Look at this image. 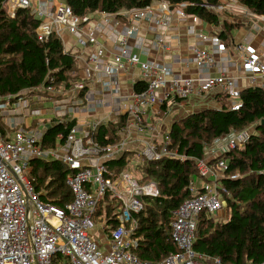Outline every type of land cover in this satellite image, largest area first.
<instances>
[{"label":"built area","instance_id":"obj_1","mask_svg":"<svg viewBox=\"0 0 264 264\" xmlns=\"http://www.w3.org/2000/svg\"><path fill=\"white\" fill-rule=\"evenodd\" d=\"M34 2L6 0L5 4L10 15L19 8H26L43 19L37 28L40 40H47L52 34L61 37L67 33L75 35L81 46L92 47L84 78L72 86L75 91L86 89L87 80L93 78L92 72L95 76L102 75L101 82L106 89L119 85L120 73L128 65L139 66V80L144 81L146 87L141 91L133 90L127 96L128 102L116 111V122L123 117L125 123L118 131V138L109 144L99 143L93 136L98 126L107 121L104 117L75 124L65 136H57L54 147H44L43 129L19 125L9 131L0 129V264H224L220 257L196 252L194 240L202 211L216 219H225L221 216L226 203L223 193L228 192L219 179L228 169L226 160L211 163L209 157L195 159L200 179L190 184L194 196L184 200L174 211L171 223L172 238L179 251L159 261L141 260L133 252L138 244L134 237L138 226L134 214L144 209L145 197L159 195L158 184L154 181L141 183L127 170L116 173L109 169L107 162L128 149L132 133H149V138L141 140L140 153L144 158L182 160L184 155L166 146L170 143L168 131H163L159 140L158 127L148 120L149 113L156 114L164 105L169 109L178 101H205L217 92L228 97L231 109L238 110L242 106L239 96L244 88H264V38L259 44L227 42L217 30L196 32L195 24L201 19L186 11V3L172 5L162 0L143 8L101 12L100 20L91 23L90 16L75 14L62 1ZM203 5L216 13L230 14L232 20L244 18L247 22L251 19L259 30L264 27L261 25L264 15L256 14L239 0ZM188 20L191 23L189 29L200 43L191 47V56L181 57L180 61L186 67L194 65L198 70L196 75L177 72L172 63L142 60L140 52L133 51L129 39L134 38L139 44L137 33L144 21L158 24L160 30L156 32L155 43L167 51L172 48V43L181 39L173 34V23ZM103 39L113 42L111 57ZM201 43L209 44L210 48ZM226 64L234 67L237 73H229ZM43 87L49 94L58 91L54 85ZM83 96L89 100V92ZM48 103L52 105L55 122L64 123L75 121L73 113L82 105L81 101L65 99H53L45 105ZM11 104L16 108L10 109ZM20 108L27 115L39 116L43 107H32L29 99L22 95L0 96L1 112ZM249 133V129L233 131L214 140L208 147L209 155L217 158L242 146ZM34 159L58 160L65 164L69 169L66 183L72 191V201L60 206L41 196L32 173L31 178L26 175ZM238 176L239 173L230 175L231 178ZM106 196L120 204L118 224L114 228L107 225L105 214H100L99 208ZM248 264H264V261Z\"/></svg>","mask_w":264,"mask_h":264},{"label":"trees","instance_id":"obj_2","mask_svg":"<svg viewBox=\"0 0 264 264\" xmlns=\"http://www.w3.org/2000/svg\"><path fill=\"white\" fill-rule=\"evenodd\" d=\"M0 0V96L16 94L24 88L54 85L69 88L79 81L75 55L65 52L60 36L52 34L40 40L37 28L41 21L30 9L19 8L10 15ZM68 4L79 16L94 12L117 13L124 9L143 8L162 0H60ZM172 5L186 3V11L198 15L207 23L224 28L219 34L230 42L227 31L237 27L236 19H223L220 13L207 9L203 3L218 4L220 0H166ZM251 11L264 15V0H239ZM239 21V20H237ZM240 22V21H239ZM239 24V23H238ZM236 25V26H235ZM146 83L138 80L134 90L145 89ZM242 106L230 107L227 96L222 97L220 108H204L175 120L168 132L167 148L184 155L179 158L163 157L148 160L137 151L126 149L123 154L107 162L109 169L119 173L127 170L135 161L141 183L154 181L160 193L145 197L144 209L135 213L138 226L134 237L138 244L133 252L144 261H159L179 251L172 238L171 223L174 211L184 200L194 196L190 190L192 181H199L195 159L209 155L208 147L214 140L233 131L249 129V137L242 146H236L211 163L224 159L228 169L219 179L227 189L223 193L225 219H216L205 211L199 215L194 250L220 257L224 264H248L264 261V88L249 86L240 92ZM125 120L100 124L93 133L94 139L109 144L118 138L117 132ZM76 121L53 122L45 131L44 147H54L57 136H65ZM32 175L36 189L50 202L64 206L73 200L66 183L69 169L58 160H32ZM129 171V170H127ZM239 173L237 178L230 175ZM116 199L106 196L100 205V214L106 216L107 225L118 224ZM102 212V213H101Z\"/></svg>","mask_w":264,"mask_h":264},{"label":"crops","instance_id":"obj_3","mask_svg":"<svg viewBox=\"0 0 264 264\" xmlns=\"http://www.w3.org/2000/svg\"><path fill=\"white\" fill-rule=\"evenodd\" d=\"M41 1V0H40ZM60 1V0H55ZM221 2H225L227 0H220ZM39 0H35V4H37ZM17 11V10H16ZM223 16V19H230V14L228 13H220ZM91 17V23L98 22L101 18V12H94L89 15ZM35 18L39 19L41 22L43 21L42 18L39 16H35ZM201 19V18H200ZM242 22L241 28L246 29L245 34L237 38L236 36L232 35V30L227 31L230 41H244V42H251L254 44H259L264 38V31H261L255 27L252 22H244V18L237 19ZM251 21V19H250ZM41 24V23H40ZM191 26L190 21L188 20L186 23H173L172 32L175 35L180 36L179 42L172 43V48L170 50L164 51L162 48L156 45L155 43V35L160 29L158 28L157 23H152L150 21H144L141 27L138 30L137 38L138 43H135V39H129L130 44L133 46V51H139L140 57L142 60L153 59L158 62H167L172 63L175 66V70L177 72H181L183 74L189 75H196L198 70L194 65H190L186 67L181 64V57H189L191 56V47L195 44H199L195 33L191 31L189 28ZM224 28V24H220L219 26H215L213 24L207 23L203 19H201L199 24H195L194 30L202 31L204 33H209L211 31L217 30L221 31ZM264 28V27H262ZM260 31V32H259ZM77 37L75 35L64 33L61 36L63 41L64 50L65 52H71L75 55L76 58V70L75 74L78 75L79 80L84 78V71L85 68L88 67V55L92 50V47H83L77 42ZM107 48V54L109 57L113 55V42L110 39H103ZM204 46L210 48V45L207 43H201ZM236 59V57H235ZM228 65V66H227ZM226 69L231 74H236V69L234 67H230L229 64H226ZM86 73V72H85ZM93 78L91 80H87V87L84 91H75L71 85L69 88L61 87L58 88L56 93H46L44 90L43 85H39L36 87L24 88L20 90L16 94L11 95H22L27 97L31 102L32 107H43L42 114L39 116H30L24 113L23 109L20 108L15 111L5 113L1 112L0 110V129L4 131L12 130L17 125L24 126V127H33L36 129H43L46 131L48 126L52 124L55 119V114L51 108H46L45 103L47 101L53 99H65V100H78L82 102L80 109L74 114L76 116V124H84L90 122L91 120L95 119L96 117L102 118L104 117L107 119L104 124H109L111 122H116V111L120 109L121 105L128 102L129 98L127 97L133 90H134V81L139 80L141 77V70L139 66L136 65H128L125 71L120 73L119 78V85H113L112 87L106 89L103 85L102 75L95 76V73L92 72ZM242 82L244 83L245 80L243 79ZM89 92V100L84 99L83 94L85 92ZM9 95V94H7ZM3 95V96H7ZM1 96V97H3ZM224 95L220 92L215 93L206 99L205 101H200V99H192L187 102L178 101L169 109L166 108L164 105L159 111L154 113H149L148 120L153 122L157 125L159 131V140L162 137L163 131L161 127H163V122H165L170 115L175 111L178 110L177 114L183 113V115L187 114V111L190 110L188 108L197 107L198 105L203 104L209 106L210 104H218L222 105V97ZM26 99V98H25ZM87 103H91L90 105H86ZM86 105V106H85ZM10 109L16 108L13 104L9 105ZM212 107V106H211ZM215 108H220L221 106H213ZM164 109V110H162ZM192 111V110H191ZM162 112L165 113V116L162 118ZM160 116V117H159ZM173 117V116H172ZM123 119V117L121 118ZM125 120V119H124ZM118 134V132H117ZM149 138V133L138 134L132 133L129 136V140L131 143L128 145V150L137 151L140 153L142 149L141 140ZM58 141V140H57ZM56 141V142H57ZM209 159H213V156L208 155Z\"/></svg>","mask_w":264,"mask_h":264},{"label":"rangeland","instance_id":"obj_4","mask_svg":"<svg viewBox=\"0 0 264 264\" xmlns=\"http://www.w3.org/2000/svg\"><path fill=\"white\" fill-rule=\"evenodd\" d=\"M223 16H225V15H223ZM223 16H222V17H223ZM235 21H236L237 27L233 28L231 32H232V35L236 36L237 38H240V36H243V35L245 34L246 29L239 27V26H241L242 22L237 21V19H236ZM247 22L250 23V22H251L250 19H248ZM238 23H239V24H238ZM261 25L264 26V21H262ZM235 26H236V25H235ZM260 30H261V31H264V28H262V29H260ZM259 32H260V31H259ZM203 105H204V106H202V104H200V105H198L197 107L188 108V109H190V110H188V111H187V114H185V115H183L184 112H183V113H180V114H177L179 111H178V110H175V111L170 115V118H168L165 122H163V123H164V124H163V127H161L162 131H168V132H169V131H170V128H171V125H172V123H173L175 120H178V119H180V118H182V117H184V116H186V115H188V114H190V113H192V112H196V111L202 110V109H204V108H211V106H212V107H213V106H221V105H218V104H215V103L210 104L209 106H207V105H205V104H203ZM51 107H52V105H50L49 103L46 105V108H48V109L51 108ZM162 110H164V109H162ZM191 110H192V111H191ZM164 116H165V113L162 112V118H163ZM172 116H173V117H172ZM159 117H160V116H159ZM249 130H252V127L249 128ZM135 161H136V160H135ZM135 161H132V162H131V164H132L133 166H129L127 170H129L131 173L135 174L136 176H140L139 173H138V170H137L136 166H134ZM31 173H32V164L30 163V164H29V173H26L27 177L31 178V177H30ZM221 216L225 218L227 215L224 214V212H223V215H221Z\"/></svg>","mask_w":264,"mask_h":264},{"label":"water","instance_id":"obj_5","mask_svg":"<svg viewBox=\"0 0 264 264\" xmlns=\"http://www.w3.org/2000/svg\"><path fill=\"white\" fill-rule=\"evenodd\" d=\"M262 123H264V120L262 121Z\"/></svg>","mask_w":264,"mask_h":264},{"label":"bare ground","instance_id":"obj_6","mask_svg":"<svg viewBox=\"0 0 264 264\" xmlns=\"http://www.w3.org/2000/svg\"><path fill=\"white\" fill-rule=\"evenodd\" d=\"M137 153V152H136ZM102 213V212H101Z\"/></svg>","mask_w":264,"mask_h":264}]
</instances>
